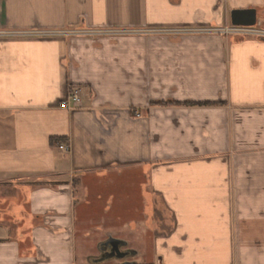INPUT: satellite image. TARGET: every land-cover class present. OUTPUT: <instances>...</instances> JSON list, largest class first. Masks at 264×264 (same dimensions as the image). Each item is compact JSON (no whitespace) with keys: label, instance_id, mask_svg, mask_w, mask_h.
<instances>
[{"label":"crops","instance_id":"1","mask_svg":"<svg viewBox=\"0 0 264 264\" xmlns=\"http://www.w3.org/2000/svg\"><path fill=\"white\" fill-rule=\"evenodd\" d=\"M243 9L264 28V0H0V264H97L109 238L142 264L139 235L99 237L95 255L78 227L82 201L98 205L90 190L119 170L126 199L154 206L156 264H264V41L22 35L225 28ZM74 87L82 105L62 109Z\"/></svg>","mask_w":264,"mask_h":264},{"label":"rangeland","instance_id":"2","mask_svg":"<svg viewBox=\"0 0 264 264\" xmlns=\"http://www.w3.org/2000/svg\"><path fill=\"white\" fill-rule=\"evenodd\" d=\"M230 26H226L228 28ZM197 28H204L206 29V26L201 27H190V28H181L184 30H194ZM223 29V28H220ZM264 29V28H262ZM93 30H104L105 32H95L94 34ZM69 32H71L70 38H78V37H85L92 40H95L97 42H101L102 40H109L110 42H119L121 39H127V38H135V37H148V38H156L160 36H184V35H190V36H200L198 35H192L190 33H179V34H165L162 33V29H150L146 33H140V32H134V31H124V30H118V29H110V28H103V29H97L90 27L87 24H81L77 27H72L68 29ZM152 31H155L152 33ZM221 36L225 37H233V38H242L233 34H226L224 32H220ZM202 36H208L211 34H201ZM217 35V34H216ZM41 38V37H38ZM45 38V37H42ZM256 39L254 37H246L244 39ZM262 40V39H259ZM264 41V39L262 40ZM167 106H179V103L176 102H168ZM137 113V112H136ZM137 117V116H136ZM236 120H238L236 117H230L229 121L227 122V130H230V134L232 137V143L234 141V126H236ZM233 131V132H232ZM233 152L229 156L232 165H237L240 163L239 157L237 154V149H232ZM95 176L90 174L87 176L88 182H99V179H95ZM129 176L128 171L119 170V171H109L107 174V177L101 180L100 187L98 189H91L90 191H95L96 196L101 195L102 199L96 200L100 201V203L97 204H89L85 207L86 200L82 201V205L78 208L79 218H78V227L81 231H88L91 233L89 238L87 239L88 247L90 248V253L93 252L95 255L99 252L98 246H96V239L101 238L103 236L110 235H123V234H133L135 237H138L139 235V243L138 245L142 246L141 249L143 252H141L137 256V260L139 263L146 264L145 260L148 261V263L156 264L158 256L154 253H150L148 250V246L152 244L151 238L153 236L154 231L149 229L148 226V218H151V214L154 212V206H151V210L149 211L147 207L149 206L147 201L143 198H140L139 201L136 202V204H133L126 199V193H129L128 185H125L126 180ZM83 197V196H82ZM79 198L81 196L79 195ZM89 200L94 201L91 197ZM144 203L143 204V201ZM149 208V209H150ZM86 216V219L83 218L84 215ZM93 215L95 217H93ZM119 218L122 219L121 222H119ZM132 218L135 220V229L133 228ZM150 221L149 223H151ZM152 225V224H151ZM128 247V246H127ZM126 247V248H127ZM125 251V249H122ZM137 255V254H136ZM129 260L132 262L135 260V257L129 258Z\"/></svg>","mask_w":264,"mask_h":264},{"label":"built area","instance_id":"3","mask_svg":"<svg viewBox=\"0 0 264 264\" xmlns=\"http://www.w3.org/2000/svg\"><path fill=\"white\" fill-rule=\"evenodd\" d=\"M97 29H103V28H97ZM118 30H126V31H134V32H140V33H146L148 30H135V29H118ZM224 32L226 34H233L242 38H246L248 36L254 37L256 39H264V29L259 27L257 24L256 26L252 27H245V26H233L231 25L228 28H213L211 26H208L206 29L204 28H197L194 30H184V29H171V30H162V33L165 34H179V33H190L192 35H201V34H221L220 32ZM94 34L95 32H105L104 30H93ZM155 31H152V33ZM22 34V33H20ZM9 35H19L17 32L10 33ZM26 36L30 37H57V36H71V32L69 31H29L24 32ZM83 103V90L80 87H74L72 90L69 91L67 97L64 99V101L61 103V108L69 111L76 110L79 106H81ZM137 117H140V113H136ZM59 149L61 150H69V146L65 144H59Z\"/></svg>","mask_w":264,"mask_h":264},{"label":"water","instance_id":"4","mask_svg":"<svg viewBox=\"0 0 264 264\" xmlns=\"http://www.w3.org/2000/svg\"><path fill=\"white\" fill-rule=\"evenodd\" d=\"M231 23L233 26H245L252 27L256 26L258 23L257 10L255 9H243V10H233L231 13ZM103 252L106 248L109 251V260L122 261V264H135L129 260L132 256V252L129 250L123 251L122 249L127 246V244L119 239L109 238L106 242L101 245ZM134 255V253H133Z\"/></svg>","mask_w":264,"mask_h":264},{"label":"trees","instance_id":"5","mask_svg":"<svg viewBox=\"0 0 264 264\" xmlns=\"http://www.w3.org/2000/svg\"><path fill=\"white\" fill-rule=\"evenodd\" d=\"M220 103H193L192 105H197V106H213V105H219ZM62 140L60 139H53L51 140V144L52 145H57L59 144V142H61ZM102 247V246H101ZM106 260H100V258H96V263L97 264H102L104 263Z\"/></svg>","mask_w":264,"mask_h":264},{"label":"flooded vegetation","instance_id":"6","mask_svg":"<svg viewBox=\"0 0 264 264\" xmlns=\"http://www.w3.org/2000/svg\"><path fill=\"white\" fill-rule=\"evenodd\" d=\"M127 247V246H126ZM126 247H124L123 249H125V250H128V248H126ZM102 248H101V246H100V250H101ZM105 250L103 251V252H99V258H100V260H106L105 262H107V261H110L109 259H108V256H109V251H107V249L106 248H104ZM129 251H131V250H129ZM132 252V257H134L136 254L133 252V251H131ZM133 253H134V255H133ZM104 262V263H105ZM133 263H135L134 261H132ZM104 263H102V264H104ZM136 264V263H135Z\"/></svg>","mask_w":264,"mask_h":264}]
</instances>
